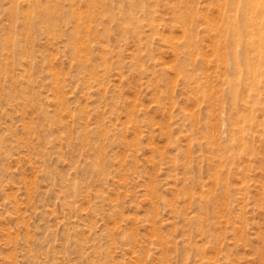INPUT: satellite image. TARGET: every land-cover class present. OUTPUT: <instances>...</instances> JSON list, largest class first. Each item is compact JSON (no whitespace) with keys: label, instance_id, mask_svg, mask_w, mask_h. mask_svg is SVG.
Masks as SVG:
<instances>
[{"label":"rangeland","instance_id":"obj_1","mask_svg":"<svg viewBox=\"0 0 264 264\" xmlns=\"http://www.w3.org/2000/svg\"><path fill=\"white\" fill-rule=\"evenodd\" d=\"M0 264H264V0H0Z\"/></svg>","mask_w":264,"mask_h":264},{"label":"bare ground","instance_id":"obj_2","mask_svg":"<svg viewBox=\"0 0 264 264\" xmlns=\"http://www.w3.org/2000/svg\"><path fill=\"white\" fill-rule=\"evenodd\" d=\"M256 3H257V2H256ZM232 8H233V7H232ZM232 10H234V9H232ZM230 20H231V19H230ZM230 20H229V19H228V20H226V25H227L228 27H230V26H229V24H230V22H229V21H230ZM252 21H253V20H252ZM259 41L261 42V39H260ZM250 75H251V74H250Z\"/></svg>","mask_w":264,"mask_h":264}]
</instances>
